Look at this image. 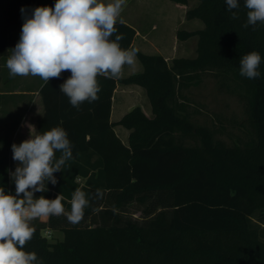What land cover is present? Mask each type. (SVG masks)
Wrapping results in <instances>:
<instances>
[{
  "label": "trees",
  "instance_id": "1",
  "mask_svg": "<svg viewBox=\"0 0 264 264\" xmlns=\"http://www.w3.org/2000/svg\"><path fill=\"white\" fill-rule=\"evenodd\" d=\"M198 1L186 17L200 19L204 27L177 31L179 40L198 36L196 56L168 61L138 50L142 71L119 79L98 76L99 99L85 101L79 110L60 91L70 72L41 87L45 113L38 130L65 129L73 159L54 173L57 184L48 182L47 191L34 195H62L66 212L77 188L90 201L78 224L65 215L31 222L35 232L23 250L35 252L43 264H264V24L242 27L244 0L232 10L238 19H232L226 0ZM55 2L0 0V61L8 53L10 29H22L33 9ZM120 21L115 25L124 35L120 44L129 49L137 32ZM253 51L261 55L260 76L249 79L240 75V60ZM207 72L244 102L246 139L229 144L217 129L193 122L198 110L191 108L187 90ZM118 81L145 89L152 116L138 105L112 122ZM117 124L130 131L128 143L116 133ZM16 166L11 142L1 141L0 186L6 193L15 185L9 170ZM97 189L102 199L95 197ZM155 194L169 196V206L142 220L126 214L131 204H148ZM48 228L62 231L63 239L50 242Z\"/></svg>",
  "mask_w": 264,
  "mask_h": 264
},
{
  "label": "clouds",
  "instance_id": "2",
  "mask_svg": "<svg viewBox=\"0 0 264 264\" xmlns=\"http://www.w3.org/2000/svg\"><path fill=\"white\" fill-rule=\"evenodd\" d=\"M125 4L126 0H56L52 7H36L31 16L25 17L19 42L7 58L10 76H38L47 85L50 79L70 72L60 85L70 104L79 110L85 101H97L101 91L98 76L119 79L125 65L136 63L138 49H123L120 41L124 35L118 34L115 27ZM226 4L232 19H238V12L232 10L240 8L239 0H226ZM243 6L248 10L243 28L251 25L255 30L258 22L264 24V0H244ZM260 63L258 52L244 55L240 75L258 78ZM72 147L62 127L34 136L30 130L28 139L12 145L17 166L14 172L9 170V175L15 194L6 193L0 186V264H43L35 252L23 250L35 232L32 221L65 215L75 225L84 218L90 201L79 188L72 194L68 212L62 195L55 199L34 195L47 191L48 182L57 184L54 173L61 172L66 162L73 159ZM56 152H60L59 158ZM103 195L102 190H96V198L102 199Z\"/></svg>",
  "mask_w": 264,
  "mask_h": 264
},
{
  "label": "rangeland",
  "instance_id": "3",
  "mask_svg": "<svg viewBox=\"0 0 264 264\" xmlns=\"http://www.w3.org/2000/svg\"><path fill=\"white\" fill-rule=\"evenodd\" d=\"M105 3L111 0H104ZM198 0H189V8L198 4ZM183 5L172 0H126V4L121 12V17L133 24H140L142 29L145 27L151 30L152 24L156 23L158 28L151 31V40L143 46V51L148 54H159L165 50L172 52L175 46V36L172 33L174 21H180L181 29H189L194 27L192 21L181 19L180 9H171ZM172 12L171 24L164 21V13ZM202 24L200 19L195 18ZM184 23V24H183ZM16 32L21 34V29L13 28L11 33V42L14 43ZM198 36H192L185 41H180L179 46H175V55L177 57H194L196 51L194 45L197 46ZM177 47V48H176ZM143 66L138 56L134 66L125 65L123 75L126 76L130 72L142 70ZM127 77V76H126ZM123 77V78H126ZM123 83V82H121ZM119 84L120 87L124 84ZM234 86L233 83H230ZM188 96L192 101V109L198 110L193 116V122L197 125H205L218 130L217 136L232 144L239 138L246 139L250 125L248 122L246 108L244 102L238 96V93L232 91L228 87L221 86V78L215 76L214 73L207 72L203 75L202 81L198 85H194L187 90ZM147 96V95H146ZM148 98V97H147ZM148 104H150L149 99ZM131 102L129 100L128 104ZM127 104V105H128ZM126 105V106H127ZM126 109V107H125ZM127 111V110H126ZM119 117L115 111L113 119ZM120 128L126 129L123 125ZM128 141V139H127ZM14 161V160H13ZM12 194H15V185L12 186ZM170 198L166 194H155L148 204L141 205L139 203L131 204L126 214L139 219H147L164 206H169ZM148 205V209L145 208ZM64 234L60 230H53L52 235L48 236L50 242L62 240Z\"/></svg>",
  "mask_w": 264,
  "mask_h": 264
},
{
  "label": "crops",
  "instance_id": "4",
  "mask_svg": "<svg viewBox=\"0 0 264 264\" xmlns=\"http://www.w3.org/2000/svg\"><path fill=\"white\" fill-rule=\"evenodd\" d=\"M189 8L188 5H183L182 7L175 6V8L170 7L171 9L178 10L180 9V17L181 19H186L185 21H192L194 27H190L187 30H197L202 29L204 24H200L198 20L195 18L188 19L186 17V12ZM123 11V10H122ZM164 21L171 24L172 21V12L164 13ZM119 20L133 26L136 29V37L134 39L133 45L131 48H136L139 51H143V46L148 43H153L151 40V31L158 28L156 23L152 24L151 30L148 28L142 29V26L139 24H133L130 21L121 17ZM181 22L174 21L172 27V33L175 36V46H179L180 41L177 37V31L181 29ZM184 24V23H183ZM12 29L9 31V49L8 53L1 58L0 61V142L1 141H9L11 142V153H12V145L20 144L22 141L28 139L30 137V130L32 135L41 134L38 130V120L43 117L45 113V108L43 104V99L40 94V89L44 85V81L38 76H16L12 77L9 74V70L6 67L7 58L11 55V49L15 47V45L19 42L20 33L16 32L15 41L12 43L11 41V33ZM198 41V40H197ZM175 46L173 47L172 52L170 50H165L163 53H159L163 55L168 61H171L173 58L177 57L175 54ZM196 47L194 45V50L196 51ZM177 48V47H176ZM146 53V52H144ZM130 72L127 77L131 74L140 72ZM126 76H122L126 77ZM121 82L118 81L117 88L115 90L113 96V104H112V113L111 120L112 122L119 121L122 116L130 111L135 106H141L146 115L152 116V108L151 104H148V96H146V91L143 87L136 84H123L120 87ZM131 102L128 104L129 100ZM150 102V101H149ZM128 104V105H127ZM127 105V106H126ZM126 107V109H125ZM127 110V111H126ZM117 112L119 117L117 120L113 119L114 112ZM29 125V127H28ZM30 128V129H29ZM115 131L119 135V137L123 140L124 143H128L127 139L129 136V130L123 129L119 127V124L115 125ZM13 156V153H12ZM17 165V162L14 161ZM81 180V178H78ZM48 184L46 187L48 188ZM50 188V187H49ZM54 192V191H53ZM49 217L40 219L43 222H46ZM50 229V228H48ZM52 230V229H51ZM53 232V230H52Z\"/></svg>",
  "mask_w": 264,
  "mask_h": 264
},
{
  "label": "built area",
  "instance_id": "5",
  "mask_svg": "<svg viewBox=\"0 0 264 264\" xmlns=\"http://www.w3.org/2000/svg\"><path fill=\"white\" fill-rule=\"evenodd\" d=\"M45 235L48 237V236H51L52 235V230L51 229H46L45 230Z\"/></svg>",
  "mask_w": 264,
  "mask_h": 264
}]
</instances>
